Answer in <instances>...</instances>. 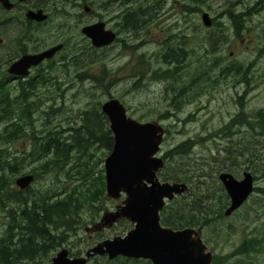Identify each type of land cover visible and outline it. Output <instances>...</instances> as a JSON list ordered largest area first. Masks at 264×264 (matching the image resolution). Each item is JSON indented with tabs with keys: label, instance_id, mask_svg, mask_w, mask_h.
I'll return each instance as SVG.
<instances>
[{
	"label": "rangeland",
	"instance_id": "374dc122",
	"mask_svg": "<svg viewBox=\"0 0 264 264\" xmlns=\"http://www.w3.org/2000/svg\"><path fill=\"white\" fill-rule=\"evenodd\" d=\"M126 1H129L128 5H124ZM144 1L146 0H123L122 9L125 11ZM156 2L155 11L146 13L148 16L142 21L143 28L127 32L122 29L123 25L119 31L114 24L118 21L114 17L117 15L107 13L109 8L106 0H94L92 15L85 20L91 23L101 21L106 28L117 30V41L113 43L112 48L92 54L90 58L93 62H83L89 59L82 56L74 67L70 59L72 63L66 62L58 68L51 65L62 72L48 73L57 76V79H47L43 84H36L33 91L28 90L29 103L33 110L30 123L24 127V132H33L36 136L45 124H48L45 128L50 129L61 126L66 129L73 124L80 125L79 113L86 111L89 104L98 106L100 110L103 101L113 97L122 103L131 118L155 121L162 126L164 132L162 131L160 151H167L183 142L192 143L188 154L180 159L177 157L176 160L183 174L194 176L192 182L195 181L196 175L203 172L207 176L200 179L210 191L214 185H220L217 176L221 171L225 172L222 170L224 167H229L230 171L226 172L237 180L241 178L242 172H249L251 176H255L252 180L257 191H252L246 202L229 217L220 219L214 230L212 228L204 231L213 245V253L210 247L207 249H210L212 254L225 255L243 238L264 234V176H261L264 171V135L251 134L250 138L248 129L239 127L240 132L235 133L229 140L217 132L238 112V102L247 115L255 113L258 109L264 110V0H204L203 4L196 7L200 12L192 9L187 11V8L192 6L185 0H155ZM67 6L69 5H63V8ZM116 6L115 10L118 9ZM259 6L261 7L258 9ZM248 9L256 11L250 12ZM226 11H231L234 15H247L236 19L237 31L232 27ZM54 12L48 24L36 30L35 36L47 40V35L59 31L58 23L65 24L66 17L55 15ZM73 12L81 13L80 10ZM203 13L210 19L209 27L201 24ZM216 24L218 26H215ZM80 25L83 27L85 24ZM80 34L78 29H72L68 33L71 43L75 44L72 47V44L68 43L65 49L64 53L71 54L69 57L73 51H87L88 42ZM62 35L63 33L58 39L52 37L50 43L61 40ZM210 35L217 38L210 40ZM82 39L86 40L85 43ZM168 49L175 50L170 59L172 62H178L179 69L175 78L162 79L159 77V69H170L173 72L176 68L173 63H161V58ZM56 58L59 59L58 66L65 57L61 59L59 53ZM3 70H0V76L4 74ZM74 76L78 78L71 79ZM84 77L87 80L78 81ZM89 79H96V82ZM20 81L23 82L24 79ZM16 85L17 81H11L8 86L13 95L19 90ZM243 92L245 94L242 100L238 101ZM176 108L179 110H174ZM2 126L0 124V128ZM28 128H32L31 131ZM68 134L59 132L55 136ZM236 139L253 143L257 152L250 158V163L245 161L246 158H237L235 165H232L231 160L223 158L225 152L222 148L231 146ZM29 144L28 139L22 138L10 144L9 151L18 153L22 145L28 149ZM93 147L99 148L94 152L95 157H99L102 151L100 146ZM180 151L184 152L185 148H180ZM215 153H219L220 158L213 162L211 157ZM193 165L198 170L187 173L193 169ZM37 166V163H30L23 167L22 173ZM246 166L248 170L244 169ZM100 167L102 168V164L95 169ZM217 167L221 170L216 173ZM62 171L56 172L55 178L52 173L41 174L30 188L42 190L50 187V194H53L58 188L69 186L73 178L70 176L64 180ZM197 188L204 187L198 185ZM193 191L195 192V189ZM119 203L120 199L113 201L107 198L103 202V209L96 215L93 209L86 207L80 214L77 226L68 234L61 248L66 249L71 257H78L95 242L116 235L122 236L129 226L123 228L117 223L111 228L98 230L97 233L92 229L93 223L104 210H112ZM1 215L0 213V229L3 222ZM253 263L264 264V255L249 254L248 257H236L226 264ZM32 264H44V260ZM85 264L136 263L122 259L105 262L97 258L88 260Z\"/></svg>",
	"mask_w": 264,
	"mask_h": 264
},
{
	"label": "trees",
	"instance_id": "16d2710c",
	"mask_svg": "<svg viewBox=\"0 0 264 264\" xmlns=\"http://www.w3.org/2000/svg\"><path fill=\"white\" fill-rule=\"evenodd\" d=\"M185 1L189 6H192V8H187V11L192 9V11L200 12L196 7L203 4L204 0ZM128 4L129 1L124 2V5ZM155 4H157L155 0H146L125 10L121 19L122 29L127 32L141 30L143 22L148 16L146 13L154 12L157 6ZM248 11L255 12L256 9L252 11L248 9ZM226 14L235 31L238 30L236 19L247 16L243 13L234 15L231 11H226ZM213 38L217 37L209 36L210 40ZM174 52L175 50L168 49L161 58V63L166 65L173 63L176 67L173 72L170 69H159V77L162 79L175 78L178 74V62H172L170 59L171 53ZM82 56V54L78 55L73 51L72 56L65 57L57 68L64 66L66 62L69 64L73 62L72 67H74ZM57 71L62 72L51 65L46 68L48 73ZM84 80L87 79L78 81ZM89 80L96 82V79ZM16 81L19 90L13 95L8 87L10 79H0V124L3 125L0 128V213L3 220L2 229H0V264L27 262L32 264L42 260H44V264H48L57 249H61L65 244L68 234L77 226L83 210L86 207L91 208L96 215L103 209V202L107 200L104 195L103 170L101 167L100 169L95 168L98 165L101 166L102 160L109 153L112 137L107 126L102 127L103 118L97 113L98 106H92V104H89L86 111L79 113L80 125L73 124L66 129H63L62 126L50 129L45 128L48 126L45 124L42 125L39 135L37 133L36 136L33 135V132H24V127L30 123V114L33 110L29 103L28 90L33 91L36 84H43L47 79H24L23 82L17 79ZM244 94L245 92L238 97V101L242 100ZM238 106V112L217 132L229 140L235 133L240 132L239 127L247 128L250 138L251 134L253 136L264 135V110L258 109L255 113L247 115L244 114L240 102H238ZM28 129L31 131L32 128ZM59 132L62 134L68 132L69 134L55 136ZM22 138L30 141L28 149L22 145L21 151L18 153L10 152V144H14ZM191 144V142H183L167 151H160V158L164 165L158 172V178L161 181L187 185L186 193L165 203L159 213L160 224L172 229L184 227L198 229L202 242L207 248L210 247L211 250H209L212 252L213 245L210 244L204 231L212 228L214 230L218 226V221L224 218L223 211L228 205V198L221 185H214L210 191L205 188L204 182L200 179L207 176L205 173L200 172L195 176L193 182L192 177L194 176L182 173L179 162L176 160L177 157L180 159L188 154ZM94 145L100 146L102 150L99 157H95L94 152L99 148L93 147ZM182 147L185 148L184 152L180 151ZM222 150L225 152L223 158L231 160L232 165H235L237 158H246L245 161L250 163V158L257 152L253 148L252 142L243 139H236L231 143V146L222 148ZM218 154L212 155L213 162L220 158ZM49 155L48 159H43ZM30 163H37V168L22 173L23 167ZM244 169L248 170V167L246 166ZM197 170L198 168L193 165V169L187 173ZM219 170L221 169L215 168L216 173ZM222 170L226 172L230 171V168L224 167ZM60 171H62L64 180L70 176L73 179L69 186L59 188L58 193L50 194V187L34 190L28 186L24 190H18L13 183L17 175L31 173L34 182H36L41 174L52 173L55 178L56 172ZM261 176H264V171ZM254 178L255 176H252V179ZM198 185H202L204 188L198 189ZM252 191H257V188H253ZM262 194H264V190H262ZM118 223L123 228L129 226L125 221ZM249 254L264 255V234L243 238L231 252L225 255L212 254L211 264H226L230 259L248 257Z\"/></svg>",
	"mask_w": 264,
	"mask_h": 264
},
{
	"label": "water",
	"instance_id": "95a60500",
	"mask_svg": "<svg viewBox=\"0 0 264 264\" xmlns=\"http://www.w3.org/2000/svg\"><path fill=\"white\" fill-rule=\"evenodd\" d=\"M6 0H0L6 8ZM27 18L41 21L45 16L40 12H29ZM201 24L210 26L207 14H201ZM80 33L90 45L102 48L113 39L111 31L101 21L81 27ZM60 45L37 55L24 56L8 68V73L24 70L49 58ZM106 117L112 146L102 161L104 194L120 203L112 211H105L99 218L102 227H111L124 219L131 226L122 236L104 239L89 248L83 256L69 257L66 249H59L49 264H85L97 255L108 260L116 257L141 259L150 264H211L212 254L202 242L198 229L184 227L172 229L160 224L159 213L166 202L187 192V185L161 181L158 172L163 168L160 158L162 128L156 122L139 123L126 116L123 106L111 98L101 105ZM30 174L17 176L13 183L18 190L32 183ZM228 198L223 216H230L248 199L253 180L249 172H242L239 180L224 172L217 176ZM122 197V198H121Z\"/></svg>",
	"mask_w": 264,
	"mask_h": 264
},
{
	"label": "flooded vegetation",
	"instance_id": "af4514ba",
	"mask_svg": "<svg viewBox=\"0 0 264 264\" xmlns=\"http://www.w3.org/2000/svg\"><path fill=\"white\" fill-rule=\"evenodd\" d=\"M93 1L94 0H6L5 5H8V8H6L4 6V4L2 2H0V70L4 69L3 70L4 74L0 76V79H10V81H16L17 79H57V76L48 75V72H46V68L49 65H54L57 68V64H58L59 59L56 58V56L59 53H61V59L64 57L69 58V56L71 54H66L64 52H65V49H66L68 43L72 44L71 43L72 40L68 36V33L71 32L72 29H78V32L80 33V29L82 27L80 25L81 23L85 24L84 26L94 23V22L91 23L89 20H85V18L92 15ZM122 3H123V0H106V4L109 8L107 10V13H113V14L117 15L114 17L118 21L114 24L117 26L119 31L121 30L120 29L121 24H122L121 19H122V15L124 12L122 9ZM63 5H69L70 7L67 6L66 8H63ZM115 6L118 8L117 10H115ZM73 10H80L81 13L79 14L78 12H73ZM53 11H55L54 12L55 15L60 14L61 16L66 17L65 24L61 25L60 23H58L59 24L58 29L60 32L56 31V33H54V34L47 35L46 36L47 40H44L42 37L38 38V36H35L36 30L38 28L48 24V21L51 20V15H52ZM29 12H32V13L40 12L42 15L45 16V19L41 20V21H34L32 19H29L26 17V15ZM78 15L79 16L82 15V16L78 17ZM63 26H65V27L63 28ZM60 28H62V30ZM105 29L118 34V31L115 29H111V28L108 29L106 27H105ZM61 33H63L61 40L60 39L58 41L55 40L57 42L54 41L55 43L54 42L50 43V39L52 37L55 36L58 39L60 37ZM64 35H66V36H64ZM82 37L85 38L84 36H82ZM85 39L88 42V44L86 45L87 51H78V52L74 51L75 54H78V55H81L84 52L82 55L89 59L87 61H83L85 63L93 62V60L90 58L92 54H95L96 51H100V50L106 51V49L112 48V45L114 43L113 42V43H111L105 47H102V48H95V47L90 45V42L87 38H85ZM85 41H84V43H85ZM56 45H60V48L58 50H56L49 58L42 59L36 65H33V66L31 65L24 70H17V72H15L13 74L7 73L8 68L13 63H15L16 61L21 59L22 57L37 55L43 51L48 50L49 48L56 46ZM74 46H75V44H72V47H74ZM73 49L75 50L77 48H73ZM0 72H2V71H0ZM34 72H36V73L33 75ZM76 78H78V77L77 76L71 77V79H76ZM83 79H86V77H84ZM111 98H113V97H110V98L106 99L105 101H107ZM114 99H116V98H114ZM105 101H103V102H105ZM119 103L122 105V103L120 101H119ZM123 108H124V106H123ZM124 110H125L126 116L131 118L130 117L131 114L129 115L126 112L127 109L124 108ZM174 110H179V108H176ZM97 113H99L101 115V117L103 118L102 127L107 126V128H108L107 119L101 113V110H97ZM131 119H133V118H131ZM133 120H135L139 123L149 122V121H143L142 119H137V118H134ZM153 122H155V121H153ZM163 130L164 129L162 128V131ZM49 157H50V155L45 156L43 159L46 160ZM28 174L31 175V173H28ZM19 176H21V175H19ZM33 183H34V180H32L31 184H33ZM58 192H59V188L55 191V193H58ZM114 207H113V209H114ZM112 210H107V211H112ZM105 211L106 210H104V212ZM227 217H229V216H227ZM99 218H100V216H99ZM99 218L92 225V229H94V232L101 230L103 228H107V227H102L100 225ZM119 221H125V220L120 219L117 222H115V224H117ZM125 222H127V221H125ZM115 224H113L112 226H114ZM129 228H130V225H129ZM105 239H107V238H105ZM102 240H104V239H102ZM102 240H100V241H102ZM100 241H98V242H100ZM98 242H95L90 247L86 248L85 251L83 252V255L89 248L93 247ZM68 256L71 257L69 252H68ZM97 258L103 259L105 262H110V261L122 259V260L132 262V263H136V264L137 263L150 264L148 261H145V260L128 259L125 257H116L112 260H108L105 255L104 256L95 255V256L89 258L88 260L97 259Z\"/></svg>",
	"mask_w": 264,
	"mask_h": 264
},
{
	"label": "bare ground",
	"instance_id": "6f19581e",
	"mask_svg": "<svg viewBox=\"0 0 264 264\" xmlns=\"http://www.w3.org/2000/svg\"><path fill=\"white\" fill-rule=\"evenodd\" d=\"M206 14V13H205ZM112 34H113V39H112V41L110 42V44L111 43H113V42H116L117 41V34L116 33H114V32H112ZM7 73H8V71H7ZM9 74V73H8ZM222 173H224V171L223 172H220L219 174H222ZM28 174V173H27ZM218 174V175H219ZM30 186V185H29Z\"/></svg>",
	"mask_w": 264,
	"mask_h": 264
}]
</instances>
